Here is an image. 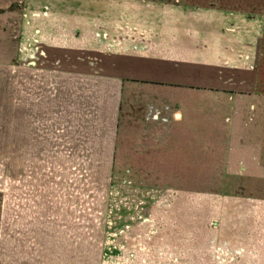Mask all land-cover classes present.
I'll list each match as a JSON object with an SVG mask.
<instances>
[{
  "label": "rangeland",
  "instance_id": "374dc122",
  "mask_svg": "<svg viewBox=\"0 0 264 264\" xmlns=\"http://www.w3.org/2000/svg\"><path fill=\"white\" fill-rule=\"evenodd\" d=\"M84 1L95 4L94 0ZM111 1L105 0L106 38L102 27L97 41L102 48L111 47L106 64L116 63L121 68L118 73L123 76V92L118 121L103 113L90 112L89 119L88 115L83 118L86 106L81 98H75L73 107L68 106L73 112L68 121L74 131H68L67 139L58 137V146L52 151L20 152L16 99L13 104L11 98H16L17 88H10L8 74H1L0 264H166L160 260L163 255L177 258L182 264H195L200 251L210 253L212 231L221 223L219 215L227 212L232 224L237 209L242 208L246 214V210L261 207L264 200V163H257L264 142V0H181L178 4L181 11L186 9L185 3L203 7L200 13L208 9L233 13L236 19L227 22V29L218 30L224 41L226 34L244 32L254 37L256 32L248 21L251 18L246 15L261 17V47L254 55L243 53L248 49L245 41L235 40L234 52L217 56V64L203 60L201 65L193 66L187 62L185 71H170L173 81L200 82L207 87L180 88V97L187 101V95L202 97V109L195 112L197 118H202L195 121L188 116L186 129H180L181 139L186 136L191 141L197 132L205 134L202 142L169 146L162 142L170 129L162 124L167 116L161 110L166 106L163 97L168 94L161 82H155L161 81L165 73L162 59L167 56L163 55L161 31L167 0H122L121 14L108 8ZM130 2L137 4L131 8L127 5ZM16 6L10 10H16ZM196 9L186 10L197 16ZM169 10L172 17L179 9ZM73 25L75 28L78 24ZM17 26L18 22L13 31L16 39ZM14 42L19 44L20 40ZM134 46L148 50L137 53V60H133L124 51L131 52ZM203 58L214 59L210 55ZM78 81L83 83V79ZM209 81L213 87L209 88ZM74 88L75 92L81 90L76 83ZM231 95L237 100L227 104ZM159 104V119L155 120L156 112L150 107ZM224 112L230 119L226 120ZM85 126L87 134L82 135ZM115 128L112 154L107 148L109 134ZM231 132L234 137L229 147L252 149L251 163L225 162L230 152L222 140ZM193 148L203 151L193 152ZM24 176L40 178L42 192H56L50 197L56 205L51 214L41 210L39 200H33L31 187H23ZM245 218L251 222L247 215ZM230 235L238 242L243 238L240 230ZM244 242L246 245L247 240Z\"/></svg>",
  "mask_w": 264,
  "mask_h": 264
},
{
  "label": "crops",
  "instance_id": "0c3cea01",
  "mask_svg": "<svg viewBox=\"0 0 264 264\" xmlns=\"http://www.w3.org/2000/svg\"><path fill=\"white\" fill-rule=\"evenodd\" d=\"M180 1L167 0L163 4V7L168 8L164 11L165 18L162 21L161 31L163 50L165 49L163 55L167 57L162 59V63L165 65L162 80H155V82H161V86L167 90L168 96L163 97L166 106L161 107L160 104L156 105L157 108L149 106L156 112L155 120L159 119L157 117L160 114L158 106L161 107L162 111H165L167 118L162 119V124L168 126L170 130L166 135L163 133L162 142L167 146L183 143L200 145L201 137L205 134H197L196 132L192 135L194 139L189 141L185 138L186 136L181 139L180 129L181 127L186 129L185 120L188 116L195 121L202 118H197L195 115L196 111L200 112L202 109V97L201 95L194 97L187 95V101L184 97H180L183 95L180 88L207 87L200 82L180 83L173 81L170 79V71H185L183 69L188 64L187 62L193 66L195 64L201 65L203 60L217 64V56L219 58V56L231 55L234 52L235 40L245 41L248 49H244L243 53L250 54L251 52L254 55L259 52L261 47V17H251L248 13L246 15V18H251L248 21L252 23V31L255 30L254 32H256L254 37L245 36L244 32L243 35L231 36L226 34L224 36L226 41H224L223 37L219 38L218 30L222 32L227 29V22L232 21L233 18L236 19L233 13L227 11L218 13L208 9L203 14L200 13L203 11V7L184 3L183 6L185 7L183 8H198L196 10L199 12L196 16L192 10L181 11V7L178 6ZM119 2L122 0L111 1L108 8H114L115 13L116 10H119V14H121L123 5ZM94 3L97 6L84 0H0V78L2 73L8 74L7 79L10 82V88L15 89L14 85L17 88L16 98H11L13 104L16 99V127L20 152L52 151L56 149V145L58 146L56 143L58 137L67 139L70 136L69 132L72 134L74 131V126L68 121L73 116V112L68 106L72 105L73 107L75 98H81L82 105L86 106V109H83V118L88 115L86 119H89L90 112L92 115L103 113L113 115L118 121L122 102L123 76L118 73L121 70L120 65L112 62L106 64L107 50L111 51V47L102 48L100 40L97 41V35L98 37L101 36L99 33L101 28L103 27L101 32L104 33L106 27V3L105 0H100V2L94 0ZM136 4L137 2H130L127 5L133 8ZM12 5H17L16 10H10ZM170 7L179 9L177 14L172 17L170 16ZM93 9H97V11ZM15 16L17 17L16 20ZM117 19L120 20L121 17H117ZM15 21L18 22V39L14 38L13 35L15 25H17ZM73 23L78 25L74 28ZM83 24L85 27L81 28L80 26ZM81 32H83L82 35H80ZM102 35L106 38V33ZM18 40H20L19 44L14 42ZM218 48L221 51L218 52ZM147 50V47L137 48L134 46L133 49L131 48V52L129 50L124 52L129 54L130 59L134 57L133 60H137V53L145 54ZM204 55L213 56L214 59L207 60L203 58ZM19 56L21 58L18 60ZM13 79H16V84H14L15 80ZM79 79H83V83H79ZM75 83L81 86L80 91L75 92ZM212 83V81L207 83L209 88L213 87ZM242 84V82L239 83V85ZM171 95L173 96L171 97ZM233 100H237L235 96H229L227 104L228 102H235ZM62 104L64 108L59 107ZM224 113L226 116L227 112ZM228 119L230 117L226 116V120ZM61 123L64 124L61 125ZM67 125L72 127L66 129ZM105 125H102L103 128ZM111 125L114 129V125ZM98 126L102 128L100 124ZM83 129L85 133L83 131L82 135L87 134V127L85 126ZM117 129L115 128V131H111L109 134L110 148L107 150L112 154L115 151ZM228 136H223L222 140L224 143L227 142V148L230 152L226 156L225 162L251 163L250 153L253 152L252 149L241 146L238 150L229 147V144L233 143L234 133L231 132L230 137ZM210 137L211 140L214 139V137ZM213 142H216V139ZM239 143L243 144L242 141ZM185 150L190 151L188 148ZM206 150L213 151L216 149L207 148ZM222 150L226 149L223 148ZM196 151L201 152L203 149L193 148V152ZM257 163H264V142L261 146V157L257 158ZM49 180L51 179L49 178ZM22 183L23 187L27 186L33 189L32 198L36 202L40 201L38 204L41 210L51 214L52 206L56 205H53L55 200L51 201L52 198L50 199V197L56 192H42L41 179H36L35 176H24ZM49 183L52 182L49 181ZM26 196L24 194V198H27ZM55 208L57 210V207ZM242 210V208L237 209L234 213V223L232 224L231 221L233 220L227 217V212L224 213V216L219 215L218 219L221 223H218L216 230L212 231L214 234L210 241V253L207 250L204 251L206 254L200 251L199 261L195 264H264V200H261V207L246 210V214L242 213ZM245 215L251 218L250 223L249 219L246 222ZM239 230L243 233L241 242L230 235L239 232ZM245 239L247 240L246 245L244 244ZM167 257L163 255L160 260L166 264H182V261L177 258Z\"/></svg>",
  "mask_w": 264,
  "mask_h": 264
},
{
  "label": "built area",
  "instance_id": "2783aa9c",
  "mask_svg": "<svg viewBox=\"0 0 264 264\" xmlns=\"http://www.w3.org/2000/svg\"><path fill=\"white\" fill-rule=\"evenodd\" d=\"M131 210V209H130Z\"/></svg>",
  "mask_w": 264,
  "mask_h": 264
}]
</instances>
